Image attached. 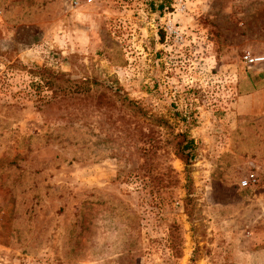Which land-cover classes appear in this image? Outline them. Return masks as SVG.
Instances as JSON below:
<instances>
[{
  "label": "rangeland",
  "instance_id": "rangeland-1",
  "mask_svg": "<svg viewBox=\"0 0 264 264\" xmlns=\"http://www.w3.org/2000/svg\"><path fill=\"white\" fill-rule=\"evenodd\" d=\"M0 264H264V0H0Z\"/></svg>",
  "mask_w": 264,
  "mask_h": 264
},
{
  "label": "trees",
  "instance_id": "trees-1",
  "mask_svg": "<svg viewBox=\"0 0 264 264\" xmlns=\"http://www.w3.org/2000/svg\"><path fill=\"white\" fill-rule=\"evenodd\" d=\"M54 77L57 78V74L56 73L54 74ZM191 142H192L191 140H187L183 144L182 143H179L178 146H177L179 152H182V151H185V150H189L190 147H191ZM183 155H184V157H187V153L186 154H182L181 157H183ZM185 163H187V162H185Z\"/></svg>",
  "mask_w": 264,
  "mask_h": 264
},
{
  "label": "built area",
  "instance_id": "built-area-1",
  "mask_svg": "<svg viewBox=\"0 0 264 264\" xmlns=\"http://www.w3.org/2000/svg\"><path fill=\"white\" fill-rule=\"evenodd\" d=\"M243 58L247 61V62H256V61H260V58L259 57H251V56H249V55H245V56H243ZM247 182H248V179H243L242 181H241V184L242 185H246L247 184Z\"/></svg>",
  "mask_w": 264,
  "mask_h": 264
}]
</instances>
